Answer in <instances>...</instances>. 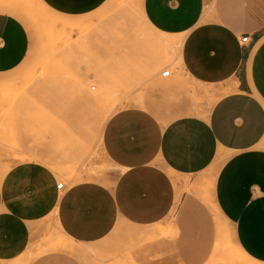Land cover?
Instances as JSON below:
<instances>
[{
	"label": "crops",
	"instance_id": "1",
	"mask_svg": "<svg viewBox=\"0 0 264 264\" xmlns=\"http://www.w3.org/2000/svg\"><path fill=\"white\" fill-rule=\"evenodd\" d=\"M45 1L66 9L96 2ZM16 5L0 1V74L17 69L30 51ZM142 10L151 29L183 38L182 71L217 100L205 113L182 98L165 109L172 118L164 122L145 108L116 112L101 131L102 174L72 168L62 188L57 177L66 169L27 161L12 168L0 181V260L22 256L32 228H45L51 215L67 239L38 264H100L96 251L107 258L112 245L134 264H202L212 220L188 190L201 180L236 248L264 264V0H142ZM169 229L172 235H163Z\"/></svg>",
	"mask_w": 264,
	"mask_h": 264
},
{
	"label": "rangeland",
	"instance_id": "2",
	"mask_svg": "<svg viewBox=\"0 0 264 264\" xmlns=\"http://www.w3.org/2000/svg\"><path fill=\"white\" fill-rule=\"evenodd\" d=\"M14 1L13 11L26 25L31 46L17 69L0 74V181H7V173L26 161L66 169L58 183L68 184L74 177L72 168L102 174L101 131L116 112L145 108L164 122L172 115L162 113L182 98L194 108L207 107L205 113L217 100L207 88L189 81L179 64L183 38L161 37L151 29L142 0H96L80 9L45 0ZM166 46L172 47L167 62L161 54ZM168 69L170 75L162 76ZM58 161L65 165L58 166ZM188 190L207 206L212 220L202 264H260L236 248L231 226L214 210L205 182L194 180ZM43 225L32 228L31 245L22 256L0 264H38L45 252L54 251V243L66 237L51 215ZM120 235L116 230L111 234ZM135 247L125 246V253L130 255ZM111 248L107 258L103 249L96 251L100 264H134L120 260L119 245Z\"/></svg>",
	"mask_w": 264,
	"mask_h": 264
},
{
	"label": "bare ground",
	"instance_id": "3",
	"mask_svg": "<svg viewBox=\"0 0 264 264\" xmlns=\"http://www.w3.org/2000/svg\"><path fill=\"white\" fill-rule=\"evenodd\" d=\"M0 1H7V2H10V3H16L14 0H0ZM151 28V27H150ZM43 34V33H42ZM161 37H162V35H161ZM165 40V39H164ZM157 41V40H156ZM158 42V41H157ZM157 42H155V43H157ZM180 42V41H179ZM154 46H158V44L157 45H154ZM158 48V47H157ZM177 49V48H176ZM171 50H172V47H171ZM170 49H169V46H166V47H164V50L162 51L163 53H161V54H164V60L167 62V61H169L170 60V58H171V51ZM178 50V49H177ZM176 50V51H177ZM179 52V51H178ZM163 59V58H162ZM165 71V70H164ZM163 71V72H164ZM162 72V73H163ZM210 185V184H209ZM211 187V186H210ZM207 188V187H206ZM209 202V201H208ZM216 211V210H215ZM63 238V237H62ZM67 238H65V240H66ZM64 240V239H63ZM70 240V239H69ZM68 240V241H69ZM61 242H62V240H61ZM69 243H71L70 241H69ZM55 244V243H54ZM61 244V243H60ZM63 245V244H62ZM58 246H60L59 244L58 245H54V247H58ZM66 246V245H65ZM68 246V245H67ZM47 247H50V246H47ZM220 247V246H219ZM65 248V247H64ZM66 248H68V247H66ZM74 248V247H73ZM76 248V247H75ZM57 249V248H56ZM76 250V249H75ZM80 250V249H79ZM216 252V251H215ZM248 258V257H247ZM255 263H259V262H257V261H254Z\"/></svg>",
	"mask_w": 264,
	"mask_h": 264
},
{
	"label": "built area",
	"instance_id": "4",
	"mask_svg": "<svg viewBox=\"0 0 264 264\" xmlns=\"http://www.w3.org/2000/svg\"><path fill=\"white\" fill-rule=\"evenodd\" d=\"M247 40H248V37H247V36H245V37L242 39L243 42H247ZM170 73H171V72H170L169 69H168V70H165V71L162 73V76L167 77V76L170 75ZM63 185H64L63 182H59V183L57 184V187H58V188H62Z\"/></svg>",
	"mask_w": 264,
	"mask_h": 264
}]
</instances>
